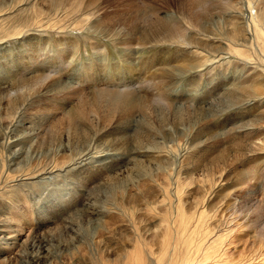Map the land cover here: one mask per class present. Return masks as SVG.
I'll return each instance as SVG.
<instances>
[{"label":"bare ground","instance_id":"bare-ground-1","mask_svg":"<svg viewBox=\"0 0 264 264\" xmlns=\"http://www.w3.org/2000/svg\"><path fill=\"white\" fill-rule=\"evenodd\" d=\"M38 1L39 0H14V2H11V0H0V3L10 2L9 9L2 13V15L6 16L2 20H0V52L2 51L3 53V63L5 66H15L16 62L14 61L18 60V57L20 59L21 56L25 55L22 51L21 45H23L25 48L29 46L27 48L29 56L25 55V57L27 58L26 61H24L27 62L25 63L27 66L23 65V62H21L20 64L30 69L29 71H26L27 73L25 75L19 76V78H15L14 80L12 78V80L9 79L11 74L8 77V80H5L7 78L1 76L2 81H0V198L2 199V202H5L6 205L10 206L8 207L9 209L14 208L17 212L22 213V210H19V208L21 209L19 205L20 201H26L28 199V193L31 189H34L33 187L42 188L48 183L55 184L57 182L60 183V181H65L66 184L71 187V183H74L75 185L80 182L78 179L80 177L84 178L81 179V183L84 181V184H87V182L89 181V183H91L99 177H101V179H105L106 181L117 180V185L119 186L121 183L123 186L120 191L122 197L120 205L114 207H105V209H103V207L96 206V204L93 203L92 200L88 199V201H86L85 203L83 202L78 204L77 207L81 208V211H79L80 209L75 210L71 208L72 212L70 211V214L62 218L61 221H57V224L60 225V229L64 230L66 233H72L74 232V230L75 232H79V230L75 229V227L77 226L76 224L79 223L78 221L80 219L82 221H86V225L88 224L93 226L92 238L90 240L91 243L94 244L95 247L98 246L104 249L106 248L105 246L107 245V242L102 238V233L104 232L102 229L107 230L109 225L106 224V221V223H104L101 227L100 223L106 220L105 218L108 214L110 215V218H112L110 220H113V216L119 218L121 217V219L122 217H126L124 213H126V211L128 210H131L133 214H135L139 213L140 211L153 213L157 212V209L160 208L167 209L168 211L162 214V216L164 215L163 221L160 222V224H157L156 230L153 233H149V231L146 230L145 232L143 231V234H139L136 228L131 227L133 233L132 237L134 239L133 241H136L135 243H139L140 245H142V247L137 248L136 244H133L134 251L129 252L128 250H126L125 254H120L121 256H119L120 258L124 259H128V257L132 256L133 264H135L134 259L144 257L146 259H149L151 262L156 260L157 264H161V259L166 258L167 260H169L172 258V255L174 253L176 254V252L180 251V249H178L177 251L175 250V248H178L175 246L177 238H185L183 234H185L189 238H198L199 234L197 233V223L203 222V220H205L204 210L201 209L197 211L196 207L193 213L188 214L187 209L184 208V204L186 205V203L182 202V191L180 189L181 185L179 184L180 182L178 181V179L183 180L182 178H180V176L184 177L183 175H181L180 169H184V160H187L191 151L193 153L194 148L196 149L203 145L208 146L210 144H213L214 146L223 145V141L220 139L222 132H218V130L215 129L212 124L209 123V119L215 117L217 114L226 109L229 110L236 105L238 106L239 104H243V102H248L249 98L250 101L251 99L255 100V98H257L258 101H264V66L262 68L260 66L261 69H258L257 67H255L257 64H254L255 66H252L251 64V58L254 57L255 54L261 55L263 57L264 63V0H246L248 8L251 11L254 10V14L251 15L250 19L252 27L248 23L245 24L244 19L241 16L242 13H239L237 11L238 9H236L235 7L237 3L236 0H171L173 1L175 6L174 14H167L166 16L165 12H162L163 14L159 13V10L161 9L156 8L155 5H153L152 0H145L149 3L144 4V7L142 9L140 8L141 10L139 9L138 11H136L135 9V11L133 10L132 12H129L127 14V17L125 18L126 24H122V27L120 29H113L111 27H108L107 29H102L99 26L95 27V22L92 21L91 18L86 17V12L89 9L83 10V8L86 4L97 3V0H92L91 2L90 0H50V2L48 3V5H50L49 7H52L55 4H59L64 8L66 14L58 10H52L44 17L43 22H32V30L36 29V31L39 30L40 32H46L47 34L50 32H55L58 35H64V33H77L78 35L83 36L85 38L96 37L95 39H107L112 41V43L114 44H116V39L120 36L121 39L118 42V45H123L125 49H132V47L129 46L133 45L135 41L138 42L137 44H149L150 46L162 43H171L179 48V50L174 51V53H177V56L175 58L178 60H176V63H174L177 66L170 64V66L168 67H158L156 68V70H152L153 72H150L151 75H148L147 80L153 82L152 88L145 86L144 90L142 89L143 91H139V88L130 89L129 87H127L129 89L125 90H107L100 88L96 90L87 91L85 89L87 91L85 94L92 96L89 99H93L94 96L97 97L99 94L103 97L102 94H105V107L107 106L109 109V112L106 115H109L111 118L102 122L100 120H97L95 123L98 128L94 126L93 119H88L93 134L89 138L90 140H88L87 142L84 140L83 142H81V144H77L74 147H72L69 141L70 137L68 132L66 134L67 137L60 136L57 139L58 143H53L52 145H50V147H42V144L38 143V141L40 140L39 137L43 129L46 127H44V124L47 120H45V118L47 117L40 116L37 111L35 112L37 116L33 115L32 111H34L35 108L38 107L47 108L50 106H54L56 109H65L67 107V104L69 103L63 102L60 98L64 97L66 93H72L77 95L79 92H82L79 91L81 89H76L73 86L74 84H69V80H64L63 77L59 75L60 73L57 74V71L60 69L57 67L58 65L56 58L61 57V55H63L62 53H65V55L70 54V46L73 45L71 43V38L64 36L65 38L62 42H58L56 45L52 46H45L43 48L41 47V49H38L36 53L33 51V48L34 46L36 48H39L37 44L38 41H25L24 35L28 28L26 27V20L30 17L43 13V8L41 6L36 5L38 4ZM203 6H209L211 7V9L212 7H214V10L211 11L204 20H201V18L196 12H200L199 9H202ZM196 7L198 9L195 11L194 9ZM78 8H80L81 10H79V12L77 13ZM28 10H31L32 13L28 12ZM30 13L31 16H29ZM22 16H25V21L16 19ZM244 18L246 19V17ZM4 21H8L10 23L16 21L20 24H18V27L20 26V28L15 29L14 31L6 30V23H4ZM84 24H87V26L84 27ZM251 28L253 31H250ZM14 35V40H22V42L20 46H17L13 49L8 48L10 49L8 50L5 44L7 43V39L10 36ZM39 36H41L40 33ZM254 40L256 41L255 43H253ZM255 44H258L260 53H258ZM183 51L188 52V54H190V56L192 57L188 56V54L184 53ZM134 52L135 51L132 50L131 52L129 51V53H131L130 55H133L135 59L143 60H149L148 58H151L150 60H152V57L155 58L156 55L159 56L160 60L161 53L162 56L163 54L169 55L167 50H159L158 52L151 53L150 55L145 57L135 56ZM202 52H205L206 56H203L202 59L200 58V61H198V59L196 58H199V55L202 54ZM20 54L22 55L18 56ZM31 55H34V57ZM133 56H131V58ZM173 56L171 55V57L169 58H172ZM166 58L168 59V57ZM208 61H212L213 63L219 64H232L233 62L234 64L238 63L237 67L241 68V75L239 76L247 78L249 76L251 77L256 75V78L260 80L262 79V83H260L261 86L255 83L257 84V87L249 89V85H246L249 82L248 81L247 83H245V86H247L248 89L246 87L245 89L234 88L229 89L228 91H224L220 100H215L213 103H210L207 106H190L189 104V106H184L177 102H162L163 100L155 99L153 97L158 90V82H156L155 80H160V84L172 85L173 83H170L171 81L175 82L173 80H175L177 77L182 76L183 74L187 73L188 71L194 68L204 65ZM239 61H241L242 64H239ZM245 63H247V65ZM121 64L122 63L120 62L117 65L120 66ZM240 65L241 67H239ZM137 66L140 67V65ZM151 66L153 67V65ZM232 66H234V68L231 69L233 70L232 73L235 72L236 74L235 65ZM64 67L66 66L64 65ZM109 69H111V67ZM225 69L226 66H224V70ZM147 70L144 71L146 72ZM53 71L54 73H50ZM113 71L107 70L105 73L103 72V79L106 80L105 78L107 76H110V73ZM8 72L10 71L8 70ZM16 73L19 72L17 71ZM94 73L95 72H85V76H87V74L92 75ZM70 75L75 74L71 73ZM113 75L112 78H114ZM233 76L234 79L231 78L232 80H230L227 85H238V83L240 84L241 80L239 79L240 82L236 80L238 76ZM114 79H117L116 76ZM258 82L260 81L258 80ZM187 85L189 86V84ZM184 86L173 85L171 87L172 92L174 91L176 96H179L177 93L183 94L185 92L186 88L184 89ZM159 89L161 90L162 94H164V88ZM80 93L78 95H80ZM81 95L84 94L82 93ZM158 95L159 94H157V96ZM183 96L181 95L179 97ZM88 103L89 102L86 103V101L83 102V104L85 105H90ZM110 107H113V109ZM85 109L86 108H83L81 112H84ZM167 112L173 113L172 119L176 118L175 116L178 117V115L190 117L191 113H196V116L190 119L187 127H184L183 124H180L181 122H173L172 119V121L168 120L169 117L167 116ZM61 114L66 117H74L80 115L76 111L75 107L71 106L63 110ZM164 115H166L168 118L163 117ZM34 117H37V121H40V123H34ZM188 117L186 118L188 119ZM254 118V123H262V117ZM95 119L98 118L96 117ZM59 120L60 117L48 118V124L49 122H54L55 125L53 127L56 128V125L60 126ZM77 120L78 121L75 122L74 126L76 125L83 131H86L88 129V122L85 121V119ZM177 124H180L181 126H178ZM246 125L248 127V124ZM67 126L72 129H75L70 120L67 121ZM94 127L97 130L94 131ZM233 127L236 126L231 125L229 128H227V131H233L238 128L237 127L233 129ZM227 131H225V133ZM117 132H121L124 136L127 135L128 132H131V135H128L127 137L125 136L127 139H129V142L119 148L111 147L112 145L108 143L106 149L109 148L107 150L111 151L112 154H110L111 152L104 154H101V152L99 153L100 150L98 151L97 149L99 147L98 141L105 138V136L107 135H111ZM247 133L248 132H246V134ZM134 136H136V139L132 140ZM125 137L123 139L127 141ZM79 145L81 146L75 154L67 155L65 153V151L72 150L76 147H79ZM231 147L232 149H234L235 155L227 156L222 162L221 166L217 162H215L216 165L214 166L213 170H216L217 167V171H214L216 172V175L211 171L212 169L210 171L205 172V176L207 178H211L208 181L211 186L206 192H211V189L218 184V182L217 184L215 182L216 179L222 181L225 174L227 175L228 172L235 171L236 160H239L240 157L243 158V156L247 152L252 153L264 150V140L262 138L261 142L256 144L245 143L244 145L237 144ZM212 153L213 152L210 151L208 154ZM114 154H118V156L120 157H117L120 158V160H123L124 162V165L120 166V168L118 167L116 169H113L114 167L112 168L111 166L112 163L109 164L105 160L107 157H111ZM190 155L192 156L193 154ZM117 157L115 159H117ZM220 159H222V157H220ZM91 160H95L97 164L95 163L89 164V166H85L86 163L90 162ZM129 160L130 163L128 162ZM187 165L188 164L186 163V166ZM87 167H89V169ZM142 167L150 171H152L151 167H153V169H155L156 171V173L154 172L153 175H157L158 180L161 179L162 184L160 189V202L159 200L157 201V199L154 198L155 194H152V192H156L155 186L157 187V190L159 189V184H156L155 177L144 174L141 170ZM84 168H87V174L85 173L83 175V173L86 171L84 170ZM193 168L195 169V166H193ZM140 171L143 175L149 176L148 178H142L145 180L144 182L142 181V183H140L141 179L139 177L138 181L134 178V175L139 173ZM95 173H99L101 176H99V174L94 175ZM143 175H140V177H142ZM146 181L148 183L150 182L152 185L150 187V190H146V194L141 195V197L139 195L140 187L146 184ZM187 181H189V179ZM182 184L183 186L185 185L184 183ZM165 186L167 188H165ZM28 189L29 192H27ZM133 189L136 190L133 192ZM70 190L72 189L67 188L66 191L68 192H60L61 194L57 193L58 200L56 201L59 202V200L61 199L60 202L64 201L65 203L71 199H74L75 196H71L69 192ZM115 195H118L117 192L116 194H114V196ZM135 195H137L138 197ZM69 197H71V199H68ZM142 203L144 207L141 206ZM51 206V200H44L43 202L41 201V205L39 206V208L44 212H49V210L52 208ZM256 206H261L258 209L259 211L264 210L263 206L260 203H257ZM5 207L6 206H4L3 208ZM202 208L204 207L202 206ZM143 214L147 213L143 212ZM219 214L220 217L217 219L218 225L215 226L213 233L211 234L216 237L212 239L211 242L210 239L212 236H209L210 238H207L205 246H207L209 249L207 254L205 255V260L198 262L200 264H216L217 262H220V260L218 259L219 253L217 252L219 251L220 246L223 242V237L222 234L219 235V233L222 231V229L219 228L222 224H225L227 222L226 219H228V214H225L224 211ZM54 220L55 219H52L51 221ZM132 221V219H129L128 223L130 224V222ZM16 222L17 221L12 215L0 217V257L2 254H13L14 256H16V251H18V248L21 247L22 244L28 242L34 243L35 241L43 242V240L46 242L48 241V237H40L39 239L29 240V233L35 230L36 228L31 227V230H26L22 226L14 225ZM194 222H196V225H194ZM239 225L241 226L242 223H240ZM228 231H230V229ZM171 234H176V236L172 238V241L174 240V242L171 243V246L168 250V243L170 244V242L168 241V235L170 237ZM177 234H179L180 237H178ZM207 235L208 232H205L202 236V239H206ZM51 236L52 234L50 235V237ZM163 236L164 239L162 238ZM129 241H131V239ZM155 241H158L160 243L164 242L163 246L160 247L159 250L152 251V249L150 250L146 248V244ZM200 245L201 244L196 245V250L199 249ZM47 248L44 249V255L37 257L35 256L34 258H32L31 261H38L39 263L37 264H40L42 258H44V260L48 258L47 256L50 253H48ZM136 249H138V251H135ZM187 251L188 249L185 250V253L183 255L177 257L179 261L182 260L181 264H188L192 259V254H187ZM209 258H211V260ZM243 259L244 258H242L241 260ZM118 264L125 263L120 262ZM233 264H238V262H234Z\"/></svg>","mask_w":264,"mask_h":264},{"label":"rangeland","instance_id":"rangeland-1","mask_svg":"<svg viewBox=\"0 0 264 264\" xmlns=\"http://www.w3.org/2000/svg\"><path fill=\"white\" fill-rule=\"evenodd\" d=\"M91 1L92 0H90V2ZM152 1H153V5H155L156 8L161 9V10H159L160 14H163L162 12H165V16L167 14H169V15L174 14V7L175 6H174L173 1H171V0H152ZM236 1H237V3H236L235 7H236V9H238L237 11L239 13H242L241 16L244 19L245 24L248 23L252 27L250 19H251V15L254 14V10L251 11L248 8V4L246 3L247 2L246 0H240V1L236 0ZM11 2H14V0H11ZM49 2H50V0H39L38 4H36V5L41 6L43 8V13L39 14V15H35L33 17H30L26 20V27H28V28H27V31L24 35L25 41H29V42L38 41L37 44H38L39 48H36L35 46L33 48V51L36 53V51L38 49H41V47L43 48L45 46H52V45H56L58 42H62L63 39L65 38L64 36L71 38V43L73 45L70 46V51H71L70 54L69 53H68L69 55L66 54L68 57L65 55V53H62L64 56L61 55V57L56 58L57 65H58L57 67L60 69L57 71V74L60 73L59 75H61L64 80H67V81L69 80L68 81L69 84H72V85L74 84L73 86L76 89H78V90L81 89V90H79V91H82L81 93L79 92L80 95H78L79 93L77 95L72 94V93H66L64 95V97L60 98L63 102L69 103V104H67L66 108H68L70 106L75 107L76 111L80 115L74 116V117H66L63 114H61L63 112V110H65L66 108L65 109H62V108L56 109L54 106H50L47 108H39L38 107V108H35V110L32 111V113H33V115H36L35 112L37 111L40 114V116H46L47 117V118H45V120L46 119L47 120L45 121V124H44V127L45 126L46 127L43 129V131L39 137L40 140L38 141L39 144H42V147H50V145H52L53 143L57 144L58 143L57 139L60 136L65 137L67 132L69 133V137H70L69 141H70L72 147H74L77 144H81V142H83L84 140L86 142L88 140H90L89 138L93 134V131L90 127V123H89L88 119L89 120L93 119L94 120V122H93L94 126L98 128V126H96V123H95L97 120H100L102 122L104 120L111 118L109 115H106V114H108L109 109L107 106L105 107V103H104L105 94H102L103 97L99 94L97 97L94 96L93 99H89L92 96L86 95L85 93L87 91L96 90V89H100V88L107 89V90H109V89H112V90L123 89V90H125V89H129V88L130 89L139 88V91L140 90L143 91L145 86L152 88L153 82L147 80L150 72H153L158 67H162V68L168 67V66H170V64L176 65L174 63H176V60H178V59L175 58L177 56V53H174V51L179 50V48L176 47V45L171 44V43H162V44L150 46L149 44H144V45H142L140 43L137 44L138 42L135 41L133 43L134 46L133 45L129 46V47H132V49L129 48L130 49L129 50V49H125L123 45H118V42L121 39L120 36L116 39V44H114V43H112V41L107 40V39H104V40L103 39H95L96 37L85 38L83 36L78 35L77 33H74V34L64 33V35L63 34L58 35L55 32H50L47 34L46 32H40L39 30L36 31V29L32 30V26H31L32 22H36V23L38 21L43 22L44 17L52 10H58L64 14H66L65 10L62 6H60L59 4H55L52 7H49L50 6V5H48ZM9 3H7V2L0 3V20H2L6 16V15H2V13H4L5 11H7L9 9ZM147 3H149V2H146L145 0H97V3L86 4L85 7L83 8V10L89 9L86 12V14H87L86 17L91 18L92 21L95 22V27L99 26L102 29H107L108 27H111L113 29H120L122 27V24H126L125 18L127 17V14L129 12H132L133 10L135 11V9H136V11H138L140 8L142 9L144 7L143 6L144 4H147ZM89 5H91V6H89ZM197 9L198 8L196 7L194 10L196 11ZM79 10H81V9L78 8L77 13L79 12ZM213 10H214V7H212V9H211V7H209V6H205V7L203 6L202 9H199L200 12H196V13L199 15L201 20H204L207 17V15ZM28 12H31V10H28ZM31 13L29 14V16H31ZM244 17H246V19ZM16 19H19L21 21H25L26 18H25V16H22V17L16 18ZM4 23H6V25H5L6 30L14 31L15 29L20 28V26L18 27L19 23L16 21H14L12 23H10L8 21H4ZM83 26L86 27L87 24H84ZM250 31H253L252 28L250 29ZM39 33L41 36H39ZM225 34H227V33H225ZM14 37H15V35L10 36L7 39V43L5 44L7 49L8 48L13 49V48H16L17 46H20L22 40H14L13 39ZM255 42L256 41L254 40L253 43H255ZM17 44H19V45H17ZM21 48H22L23 53L26 56H29V52H28L27 48H25L23 45H21ZM122 48L125 50H123ZM256 49H257L258 53H260L258 44L256 45ZM8 50H10V49H8ZM131 50L135 51L134 52L135 56H142V57L148 56L151 53L158 52L159 50H164V51L167 50L169 55L163 54V56H162L161 55L162 53H161L160 54V60H159V56L156 55L155 58L152 57V60H150L151 58H148L150 60L149 61L147 59H144V60L143 59H135V57L133 55H130L131 53H129V51L131 52ZM125 52H126V54H125ZM180 52H182V51H180ZM184 53L188 54V52H184ZM2 54L3 53L1 51L0 52V56H1L0 57V81H2L1 76L7 78L5 80H8V77L11 74L9 79L12 78L14 80L15 78H19V76L25 75L27 73L26 71L30 70L28 67H25V66H27L25 64L27 62H24V61H26V58H27V57H25V55H23V56H21L22 54L18 55L21 57H20V59L18 57L19 61L18 60L14 61V62H16L15 66H5L3 63ZM173 54H174V56H173ZM171 55L173 57L169 58V57H171ZM31 56L34 57V55H31ZM131 56H133V57L131 58ZM188 56H190V54H188ZM203 56H206L205 52H202V54L199 55V58H196V59H198V61H200V58L202 59ZM98 57H99V59H98ZM124 57H126V58H124ZM166 57H168V59H171V60H168ZM190 57H192V56H190ZM95 59H96V61H95ZM254 59H255V61H254ZM124 60H127V61H124ZM141 60L143 61V63ZM145 61H147V62H145ZM159 61H161V62H159ZM251 61H252L251 62L252 66L254 64L255 65L257 64L259 66L258 67L257 65L256 66L254 65L258 69H261L264 66L263 57L261 55L255 54L254 57L251 58ZM21 62H23L24 63L23 65H25V66L20 64ZM120 62L122 64L120 66L117 65ZM168 62H169V64H168ZM256 62H258V63H256ZM124 63H126V64H124ZM240 63L242 64L241 61H239V64ZM161 64H162V66H161ZM245 64L247 65V63H245ZM64 65L66 67H64ZM104 65H106V66H104ZM137 65H140V67ZM151 65H153V67ZM156 65H159V66H156ZM232 65H235L236 74H235V72L232 73L233 70H231V69L234 68V66H232ZM237 65H238V63L234 64V62L232 64L231 63H227V64L226 63H222V64L220 63L219 64V63H213L212 61H208L204 65L197 67V68H194V69L188 71L187 73L183 74L182 76L177 77L175 80H173L175 82H172V81L170 82V83H173L172 85L160 84V82H159L160 80H155L156 82H158V84H157L158 90H157L156 94H154L153 97L155 99L163 100L162 102H164V101L165 102H174V103L177 102V103L182 104L184 106H189V105L190 106H192V105L193 106H195V105L196 106H207L208 104L213 103L215 100H220L222 98V93L224 91H228L229 89H234V88L245 89L248 85H249L248 87L250 89V88L257 87V84L261 86L260 83H262L261 82L262 79L260 80V79L256 78V75L251 76V77L249 76L247 78L246 77H240L239 75H241V68H238ZM84 66H86V67H84ZM141 66H143V67H141ZM224 66H226L225 70H224ZM260 66H261V68H260ZM110 67H111V69H109ZM239 67H241V65ZM22 69H23V71H22ZM8 70L10 72H8ZM92 70H94V71H92ZM107 70H112V71L114 70L115 73H114V71L111 72L112 74L110 73V76H107L105 78L107 80L106 81L103 79V75ZM144 70H147V71L145 72ZM17 71L20 74L16 73ZM71 71H73V72H71ZM21 72H23V73H21ZM85 72H89V73L95 72L94 74H92L95 77V79L92 75L87 74V76H85L86 75ZM50 73H54V71L50 72ZM71 73H73L75 75H70ZM96 75H98V76H96ZM112 75L114 78L116 76L117 79L112 78ZM233 75H235L236 77L238 76V78H236V80L238 82H240V80H241L240 84L238 82H236V83H238V85H229V84L227 85V83L230 82V80H232L231 78L234 79ZM97 77H98V79H97ZM138 78H140V79H138ZM88 79H89V81H88ZM253 80L254 81L257 80V81L254 82ZM258 80L260 82H258ZM252 81H253V86H252ZM137 82H139V83H137ZM245 83H247L246 84L247 86H245ZM255 83H257V84H255ZM138 84H139V86H138ZM187 84H189V86ZM173 85L174 86L175 85H179V86L185 85L184 86V89L186 88L185 92L183 94L177 93L179 96L184 95L183 97L176 96L175 92L174 91L172 92L171 87ZM241 85H243V86H241ZM167 86H169V87H167ZM127 87H129V88H127ZM248 87H247V89H248ZM159 88H164L163 89L164 94H162V92ZM82 93L84 95H81ZM157 94H159L158 95L159 97L157 96ZM100 96H101V98H100ZM162 98H164V99H162ZM253 100L254 99H251V101H250V98H249L248 102L247 101L243 102V104H239L238 106L236 105L232 109H229V110L226 109V110L220 112L219 114H217L215 117L210 118L209 123L212 124L214 126V128L218 130V132H222L220 139L223 141V145L214 146L213 144H210V145H208L209 147L207 145H203L199 148H196V149L194 148L193 153H192V151L190 152V154H193V155L191 156L189 154L187 160H184V163H185V164H183L184 169H182V170L180 169V173H181V175H183L186 178L180 176V178H182L183 180L178 179V181L180 182V183L179 182L178 183L181 185L180 189L182 191L181 199L183 200L182 201L183 203H186V205L184 204V208L187 209L188 214L193 213V211L195 210L196 207H197V211L201 210V209L204 210L205 211V213H204L205 214V220H203V222L197 223V228H198L197 233L199 234L198 238H196V237L189 238L185 234H183L185 236V238H181L179 236V234H177V236L180 237V239L177 238V242H175V244H176L175 246L178 247V248H175V250L177 251L178 249H180V251L176 252V254L174 253L175 256L173 254L172 258L169 260H167L166 258L161 259L160 260V262H162L161 264H181L182 260L179 261L177 257L183 255L185 253L186 249H188L187 254H189V253L192 254V259L188 264H194V261H195V264L198 262L204 261L206 258L205 255L207 254L208 249H209L207 246H205V242L209 236L210 237L212 236L210 239V242L212 241V239H214L216 237V236H213L211 234L213 233L215 226L218 225L217 219L220 217L219 213H222V211H224L225 214H228V219H226L227 222L225 224H222L219 228V229H222V231L219 233V235L222 234L223 242L220 246L219 251L217 252V253H219L218 259L220 260V262H217L216 264H233L234 262H238V264H264V262H263L264 261V210L259 211L258 209L261 206H256L257 203H260L264 209V150L256 151L257 153L256 152H252V153L247 152L243 156V158L240 157L241 160H240V158H239V160H236L235 171L234 172H228L227 175L225 174L222 181L216 179L215 182H216V184L218 182V184L215 185L211 189V192L210 191L206 192V191H208V188L211 186V184H209V182H208L211 178H207L205 176L206 175L205 172L210 171L212 169L211 171L213 173H215V175H216V172H214V171H217V167H216V170H213L214 166L216 165L215 162H217L221 166L222 162L224 161V159L227 156L235 155L234 149H232L231 146L237 145V144H241V145L243 144L244 145L245 143L246 144L247 143L256 144V143L261 142L262 138L264 140V103H263L264 101H258L257 98H255L254 101ZM51 101H53V100H51ZM84 101H86V103L89 102L88 104H90V105L83 104ZM102 103H103V105H102ZM179 104H177V105H179ZM89 107L90 108L92 107V108L90 109ZM83 108H86L87 110L85 109L84 112H81V110ZM110 108L113 109V107H110ZM167 113H168L167 116L169 118L166 115H164L163 117H165V118L167 117L168 120H170V121L173 120V122H178V123L181 122L180 124H183L184 127H187L190 119L193 118L194 116H196V113H191L190 117L181 116V115H178V117L175 116L177 119L178 118L180 119V121H179V119L177 120L176 118L172 119L173 113H171V114L169 112H167ZM254 113H255V115H254ZM256 113H257V115H256ZM83 115H86V116H83ZM58 117H60V120H59L60 126L56 125V128H54L53 127L55 125L54 122H49V124H48V118H58ZM96 117L98 119H95ZM186 117H188V119ZM254 117H256V118L262 117L261 118L262 123H260V124L254 123V121H253L255 119ZM37 119H38L37 117L33 118L34 123H40V121H37ZM77 119H85V121L88 122V125H87L88 129L86 131H83L81 128L77 127L76 125L74 126L75 122L78 121ZM181 119L184 121H182ZM68 120H70L72 122L75 129H72V128L67 126ZM241 123H242V125H241ZM180 124H177V125L181 126ZM246 124H248V127ZM231 125L236 126V127H233V129L237 128V127L239 129L237 128L236 129L237 131L236 130L227 131V128H229ZM95 127H94V131L97 130ZM244 128H246V129H244ZM250 128H252V129H250ZM225 131H227V132L225 133ZM246 132H248V133L246 134ZM121 134H122L121 132L113 133V134L107 135V136H105V138L99 140L98 141L99 147L97 148L98 151L100 150L99 153L101 152V154H104V153L111 152V151L107 150L109 148L106 149L108 143L110 145H112L111 147L119 148V147L123 146L124 144H126L127 142H129V139H127L126 137L128 135H131L132 133L128 132L127 135H125L126 137L123 134L122 135ZM245 134H246V136H245ZM123 136L127 139V141L125 139H123L124 138ZM113 139H114V141H113ZM134 139H136V136H134L132 138V140H134ZM121 143H122V145H121ZM80 146L81 145H79V147H76L72 150H67V151H65V153L67 155H73L80 148ZM200 149L202 150V152ZM210 151L213 153L208 154ZM205 153H206V155H205ZM110 154H112V152ZM105 155H108V154H105ZM113 156L117 157L118 154H114L111 157L109 156L105 159L106 162H108L109 164L112 163L111 166H112V168L114 167L113 169H116L118 167L120 168V166L124 165L123 160H120V158H118L120 156L117 157L118 160L115 159L116 157L114 158ZM220 157H222V159H220ZM112 158H114V159H112ZM108 160L109 161L113 160V161L109 162ZM198 160H199V162H198ZM128 162L130 163V160ZM95 163L97 164V162L95 160H91L90 162L86 163L85 166H87V165L89 166V164H95ZM115 163H116V165H115ZM186 163L190 166H188V165L186 166ZM193 166H195V169L193 168ZM87 168L89 169V167H87ZM87 168H84V170H86ZM151 168H152V171L146 170L143 167L141 170L143 171L144 174L155 177L156 184L157 185L159 184L158 185L159 189L157 190V187L155 186L156 192H154V193L152 192V194H155L154 198H156L157 201L159 200V202H160V199H161V193H160L161 190L160 189H161L162 182H161V179L160 180L157 179V175H153V173L154 172L156 173V171H155V169H153V167H151ZM193 170H196V171H193ZM187 171H189V172H187ZM85 173L87 174V170L83 173V175ZM98 174L99 173H95L94 175H98ZM140 175H143L141 173V171L134 175L135 180L138 181L139 180L138 177L141 179L140 183H142V181L143 182L145 181L142 178H148L149 177L146 175H143L142 177H140ZM215 175H213V176H215ZM99 176H101V175L99 174ZM78 179L80 181V182H78V184H75V185H74V183L70 184V186L74 187V188L69 187V185H67L65 181L64 182L60 181V183L57 182L55 184L48 183L46 186H44L42 188L41 187H39V188L33 187L34 189H31L30 192L28 189V191H27V192H29L28 193V199L26 201L25 200L20 201V204H19L21 207V209L19 208V210H22V213L17 212L14 208L9 209L8 207H10V206L6 205L5 202H2V199L0 198V217L12 215L14 217V219L17 221L14 225L22 226L26 230L27 229L31 230V227L36 228L35 230H33L29 233V235H28L29 240L39 239L40 237H46V238L48 237L47 242L43 240V242L35 241L34 243L28 242V243L22 244V246L18 248V251H16V256H14L13 254H11V255L2 254L0 257V264H28V263L29 264H37L39 262L38 261H35V262L31 261L32 258H34L35 256L37 257V256L44 255L45 254L44 249H46L47 247H48L47 248L48 253H50V254H48V256H47L48 258H46L45 260H44V258H42L41 260L43 262L41 261L40 264H112V263L118 264L120 262H124L125 264H133L132 263V261H133L132 256L128 257V259H124V258L119 257V256H121L120 254H125L126 250H128L129 252L134 251L133 244L134 245L136 244L137 248L142 247V245H140L139 243H135L136 241H133L134 239L132 237L133 233H132L131 227L136 228L137 232L139 234H143L146 230H148L149 233H153L156 230L157 224H160V222L163 221L164 215L162 216V214L168 210L164 209V208H162V209L160 208V209H157L158 213L157 212L149 213V212L143 211L144 213H147V214H143L142 211H140L139 213L133 214V212L131 210H128L129 212L126 211V213L128 212L127 214L124 213V215H126V217H124V218L122 217V219H121V217L119 218V217L113 216V220H110L112 218H110V215L108 214L107 217L105 218L106 220H104V221H102V223H100L101 227L103 226L104 223H106V221H107L106 224L109 225L107 230H110V231L102 229L104 231L102 233V238H103V240H105L107 242L106 243L107 245L105 246L106 248L103 249V248L98 247V246L95 247L94 244H92L90 241L92 238L93 226L88 225V224L86 225V221H82L80 219L78 221L79 223L77 222L78 224H76L77 226L75 227V229L79 230V232L78 231L75 232V230H74V232H72V233H70V232L66 233L64 230H61L60 225H58L57 223L59 222V220L61 221L62 218L66 217L70 214L71 208H73L75 210L80 209L79 211H81V208L77 207L78 204L83 203V202L85 203L86 201H88V199L92 200L93 203L96 204V206L103 207V209H105V207H114V206L120 205V201L122 198L120 191H121V188H123V186L121 183H120L121 186L120 185L118 186L117 185L118 182L116 183L117 180H112L113 182L111 180L106 181L103 178L101 179V177L95 179L91 183H89L90 182L89 181V182H87V184H84L83 183L84 181L82 182L83 184L81 183V179H84L83 177H80ZM188 179H189V181H187ZM182 181H184V182H182ZM182 183H184L187 186H185V185L183 186ZM72 184H73V186H72ZM151 185L152 184L150 182L149 183L147 182L146 184L142 185V187H140L139 195L140 196L143 194L145 195L146 194L145 191L146 190L149 191ZM188 186H190V187H188ZM235 187H237V188H235ZM67 188L72 189L69 192H70L72 197L75 196L74 199H71V197H69L68 199H71V200H69L65 203H64V201L60 202L61 199L59 200V202L56 201V200H58L57 193L61 194L63 192H68V191H66ZM117 188H119V189H117ZM165 188H167V187L165 186ZM189 188H190V190H189ZM56 190H58V191H56ZM135 190L136 189H133V192ZM115 191L118 194L117 196L116 195L114 196V194H116ZM135 196H137V195H135ZM44 200L45 201L46 200L52 201V206H51L52 208L49 210V212H44V211L40 210V208H39V206L41 205V201L43 202ZM4 206H6V207L3 208ZM74 206L77 208H75ZM141 206H143V203ZM202 206L204 208H202ZM113 215H115V214H113ZM242 217H243V219H242ZM52 219H55V220L51 221ZM129 219L133 220L132 222H130V224L128 223ZM143 221H145L146 223ZM192 223H193V221H192ZM240 223H242L241 226L239 225ZM41 224H43V225H41ZM45 224H47V225H45ZM175 224H174V227H175ZM188 225H190V224H188ZM194 225H196V222H194ZM229 229H230V231H228ZM205 232H208V235H207L206 239H202V236ZM75 233H77V234H75ZM51 234H52V236L50 237ZM146 234H148V233H146ZM36 236H37V238H36ZM171 236L169 237V235H168V241L170 242V244L168 243V247H167L168 250H169V247L171 246V243L174 242V240L172 241V238L174 236H176V234H171ZM129 238L131 239V241H129L130 240ZM162 238L164 239V236ZM165 239H166V236H165ZM163 244H164V242L160 243L158 241L149 242L148 244H146V248L150 249V250L152 249V251H157L160 249V247L163 246ZM197 244H201L198 250H196V248H195ZM135 251H138V249H136ZM242 258H244V259L241 260ZM209 259L211 260V258H209ZM246 259H247V261H246ZM134 261H135V264H157L156 260L151 262L149 259H146L145 257L134 259ZM198 264H200V263H198ZM202 264H205V263H202Z\"/></svg>","mask_w":264,"mask_h":264}]
</instances>
